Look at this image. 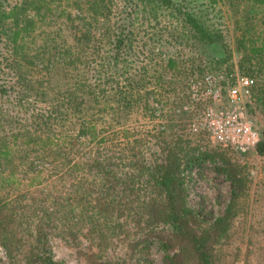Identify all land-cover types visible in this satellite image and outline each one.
<instances>
[{
	"label": "rangeland",
	"instance_id": "374dc122",
	"mask_svg": "<svg viewBox=\"0 0 264 264\" xmlns=\"http://www.w3.org/2000/svg\"><path fill=\"white\" fill-rule=\"evenodd\" d=\"M21 1L23 0H10V3L20 4ZM44 1H48L52 8L51 16L59 14L60 10L63 12L61 16L68 13L76 17L80 15L85 19L90 15L84 7H75L73 1ZM171 1L175 5V11L163 10V13L158 15L159 25L152 28L146 26L149 23L145 21L152 14L149 8L139 4L132 6L136 3L132 2L125 9V14L128 15L126 19L130 21L137 35L135 51L138 52L137 58L133 57L128 63V75L143 76L142 81L146 88L151 87V76H158L161 86L153 95L147 96L144 105L131 106L120 128L113 126L107 130V139H113V144L103 151L107 153L112 150L115 156L112 164L122 169L123 166L128 167V174L124 175L121 183L114 185L108 199V203L110 199H122L116 208L125 206L124 209L119 208L123 215L110 216V221L105 224L99 218V236L87 234L86 230L82 229L80 233L72 232L75 238H60L48 231L47 245L52 260L57 264H172L170 259L178 255L183 248V244L177 242L167 227L160 223V215L145 210L151 205L150 198L155 195L148 185L142 183L143 178H139L141 184H134L129 189L126 187V179L131 178L134 181L137 172L129 167L133 161L118 159V152L122 150H118V136H114L118 132L117 129L125 130L129 140L142 141L133 151L137 156L134 159L142 166L156 162L158 154L163 153V148L172 147L173 142L176 145L181 144V152L178 154L179 175L187 164L190 165V158L199 157L204 151L223 150L224 161L237 170V175L245 182V186L241 196L236 199L235 210L232 209L230 213L233 216L227 220L229 231L225 240L214 246L215 264H264V157L257 156L254 151L241 154L224 149L212 144L202 132H189L191 120H187L185 114L194 111L197 118L198 110L182 109L187 102L186 89L191 74L200 76L209 69L214 70L212 73L236 71L241 75L252 76L256 83L251 100V121L257 132L262 133L264 113L261 111L262 103H259V88L262 87L264 91V77L261 73L264 62L262 56L250 53L255 42L264 38L262 7L256 5L253 0ZM83 3L85 1H82L84 6ZM121 7V0H104L100 5V13L103 12L104 16L108 8L109 18L113 23L116 16H120ZM177 12L198 18L219 35L220 41L214 39L210 45L202 40L198 41ZM26 15L35 17L32 11H27ZM55 19L56 17H51L48 25L42 29L49 38L65 30L62 29V20ZM94 26L91 42L86 48L77 47V50L81 48L88 58L94 53V42H97L98 35L104 30L99 24ZM106 26L105 24L104 27ZM9 28L10 22L0 25V86H3L6 93L0 94L3 135L8 132L33 131V118L39 114L49 116L53 107V94L56 90L64 91L67 84L63 70L55 71L53 66L49 68L47 64V70L42 69V65L35 59L34 67L24 64L21 60L18 62L19 58L12 54L6 38ZM220 44L227 48V55L224 56L221 52ZM102 45L101 43L99 48ZM75 50L76 48L71 52ZM168 58L174 60L172 71L164 68ZM87 65L88 68H84L87 71L88 83L91 84L92 65ZM138 70H145L146 73L142 74ZM77 72L81 78L86 79L82 66L79 69L77 67ZM120 85L123 86V83ZM124 90H129L125 82ZM64 124L66 125V122L61 120L56 125ZM176 136L180 137L181 142H176ZM224 161L209 160L191 164L186 174L184 173L185 206L195 219L199 232L222 218L229 205L231 186L220 170ZM97 188V195L104 196L102 187ZM130 190H134L135 195L129 198L128 204L124 196L128 195ZM101 204L103 208L116 210L106 203ZM129 206L132 211L127 212ZM4 221L14 233L15 221L7 223L4 219L2 223ZM31 224H34L33 221ZM18 231L19 229L15 235ZM10 240L12 243L6 244L4 248L0 244V264H24L23 254L29 250V240L21 234ZM184 259L180 258L184 261L182 264H194L192 259Z\"/></svg>",
	"mask_w": 264,
	"mask_h": 264
},
{
	"label": "trees",
	"instance_id": "16d2710c",
	"mask_svg": "<svg viewBox=\"0 0 264 264\" xmlns=\"http://www.w3.org/2000/svg\"><path fill=\"white\" fill-rule=\"evenodd\" d=\"M68 1H73L75 7H84L90 15L85 19L68 13L61 16L63 12L60 10L59 14L51 16L52 8L48 1L23 0L19 4L0 0V25L10 22L6 38L12 54L19 58L17 61L21 60L34 67L33 62L37 60L42 69L47 70V64L49 68L53 66L55 71L63 70L67 79L66 89L56 90L53 94V107L49 116L39 114L33 118V131L8 132L3 135L0 112V244L4 248L6 244L12 243L10 238H17L19 234L26 236L30 244L29 250L23 254L24 264H57L52 260L47 245L48 231L60 238H75L72 232L80 233L82 229L87 234L99 236V218L105 224L110 221V216L123 215L119 208L126 207L116 208L122 199H110L109 203L108 199L114 185L121 183L124 175L128 174V167L123 166L122 169L112 164L115 159L112 150L107 153L103 151L113 144V139H107V130L113 126L120 128L131 106L144 105L147 96L153 95L161 86L158 76H151V87L146 88L143 76L128 75V63L138 52L135 51L137 35L126 19L128 15L125 14V9L132 2H136L132 6L139 4L149 8L152 14L145 21L149 23L146 26L151 28L159 25L158 15L163 10L175 11L171 0H121L120 16H116L112 23L108 8L104 16L103 12L100 13V5L104 0ZM82 1H85L84 6ZM253 1L262 7L264 17V0ZM27 11H32L35 17H28ZM177 14L198 41L202 40L209 45L214 39L220 41L219 35L198 18L184 12ZM51 17L62 20V29L65 30L49 38L42 29L48 25ZM93 24H99L104 30L98 35L97 42H94V53L88 58L81 48H86L93 39ZM101 43L103 45L99 48ZM220 45L221 52L224 56L227 55V48ZM31 46L33 48L30 49ZM78 46L81 48L77 50ZM74 48L76 53L71 52ZM250 53L262 56L264 62V38L255 42ZM87 63L92 65L91 84L88 83L85 71ZM81 66L86 79L81 78L77 72V67L79 69ZM164 68L172 71L174 60L168 58ZM212 71L214 70L209 69L208 73ZM138 72L146 73L145 70ZM261 73L264 77V63ZM124 82L129 88L128 92L124 90ZM255 85L256 83L254 88ZM259 89V103H262L261 111L264 113V91L262 87ZM0 94H6L3 86H0ZM193 112L186 113L185 118L193 119L196 116ZM252 113L250 104L247 107L250 119ZM61 120L66 125H56ZM117 131L114 136H118V150H122L118 152V159L133 161L129 167L137 172L134 181L126 179V187L129 189L134 184H141L139 178L142 177V183L148 185L155 195L151 196V205L145 210L160 215V223L167 227L177 242L183 244L181 252L171 258L170 262L182 264L184 261L180 258H186L192 259L194 264H215L214 246L225 240L229 231L227 220L233 216L230 213L232 209L235 210L236 199L241 196L245 186V182L237 175V170L224 161V151H204L199 157L190 158V165L209 160L224 161L220 170L231 186L226 213L199 232L195 219L185 206L183 176L190 165L187 164L180 175L178 172L181 144L173 142L172 147L163 148V153L158 154L156 162L142 166L134 159L137 156L133 152L142 141L129 140L123 129ZM180 137L176 136L177 143L181 142ZM253 151L257 156L264 157V130L259 133V142ZM99 186L106 195H97ZM31 188L33 190L28 191ZM132 195H135L134 190L124 196L126 203ZM101 203L116 210L103 208ZM126 211H132L131 207H127ZM4 219L7 223L15 221L14 233L5 224L6 221L2 223ZM32 221L34 224H31ZM18 229V234L15 235Z\"/></svg>",
	"mask_w": 264,
	"mask_h": 264
},
{
	"label": "built area",
	"instance_id": "2783aa9c",
	"mask_svg": "<svg viewBox=\"0 0 264 264\" xmlns=\"http://www.w3.org/2000/svg\"><path fill=\"white\" fill-rule=\"evenodd\" d=\"M254 84L252 78L236 71L191 74L186 89L187 103L182 109H196L198 114L191 119L189 132H202L212 144L224 149L241 154L253 151L259 133L247 115V107L251 104Z\"/></svg>",
	"mask_w": 264,
	"mask_h": 264
}]
</instances>
